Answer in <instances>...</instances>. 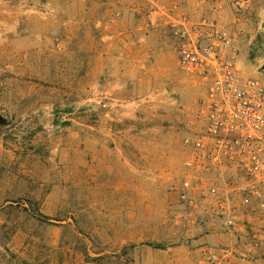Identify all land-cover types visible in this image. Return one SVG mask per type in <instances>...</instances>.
Wrapping results in <instances>:
<instances>
[{
    "label": "rangeland",
    "instance_id": "rangeland-1",
    "mask_svg": "<svg viewBox=\"0 0 264 264\" xmlns=\"http://www.w3.org/2000/svg\"><path fill=\"white\" fill-rule=\"evenodd\" d=\"M234 39L264 81V0H0V264H261L180 203L206 86L182 29Z\"/></svg>",
    "mask_w": 264,
    "mask_h": 264
},
{
    "label": "built area",
    "instance_id": "built-area-1",
    "mask_svg": "<svg viewBox=\"0 0 264 264\" xmlns=\"http://www.w3.org/2000/svg\"><path fill=\"white\" fill-rule=\"evenodd\" d=\"M180 34L179 63L206 93L201 130L184 140L179 201L222 232L264 245V81L239 74L234 39L215 26ZM231 256L215 247L208 263L234 264Z\"/></svg>",
    "mask_w": 264,
    "mask_h": 264
}]
</instances>
